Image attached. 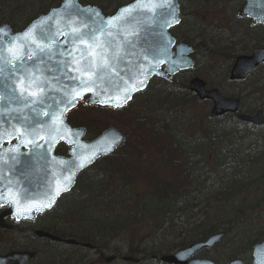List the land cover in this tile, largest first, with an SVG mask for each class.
<instances>
[{
	"label": "trees",
	"instance_id": "trees-1",
	"mask_svg": "<svg viewBox=\"0 0 264 264\" xmlns=\"http://www.w3.org/2000/svg\"><path fill=\"white\" fill-rule=\"evenodd\" d=\"M29 1L19 0L13 7V10L26 9L22 25L60 0ZM120 1L106 0L107 4L100 3L99 7L105 10L110 6L115 10L121 5ZM190 2L186 20L182 19L176 28L177 37L185 43L196 44V53L203 48L211 62L221 61L217 77L227 81L232 61L247 47L246 39H255L256 45H260L264 37L247 33L250 29H246L243 35L233 37L235 34H231L215 43L205 33L203 21L196 14L200 1ZM5 14L0 15V20L17 28L15 21L2 18ZM181 29L186 33L180 32ZM262 68L264 66L241 82L252 83L250 89L257 94L264 92ZM238 96L242 101L244 96ZM137 97L141 103L134 110L131 109L134 104L123 110L130 111L132 121L143 131L146 142L147 139L154 142L151 149H156L158 162L140 161L141 151L137 149L142 144L129 147L130 151L122 145L120 150L125 151L122 157L133 160V176L124 172L123 168L126 171L127 167L124 159L109 160L116 151L99 159L78 177L72 192L61 199V208L51 220V226L44 229L96 246V253L146 257L137 264L149 261L160 264L149 257L170 253L221 230L226 236L217 245L226 243L228 251L224 262L218 263L224 264L236 257L248 261L252 244L264 237V221L259 218L260 210H264V125L254 127L230 115L217 118H209L206 112L194 115L189 110L196 99L188 92L186 82L177 78L171 83L157 79ZM255 110L249 107L244 112ZM68 122L85 126L91 136L102 129L69 117ZM255 130L254 138L246 139ZM160 166L173 172L172 184L161 179ZM178 217H186L185 227L178 228L172 222ZM168 232L169 239L165 238ZM150 239L159 241L148 247L144 243ZM119 241H124L122 247L117 246ZM232 244H238L235 251H230ZM4 246L6 249H0L1 252L13 249L7 244ZM121 249L126 250L125 253ZM33 250L38 255L36 262L54 264L52 253L56 249L51 242L42 246L33 244ZM74 251L76 249L71 247L63 249L66 257ZM76 255V263L88 256L78 254V250ZM93 260L85 262L90 264Z\"/></svg>",
	"mask_w": 264,
	"mask_h": 264
},
{
	"label": "water",
	"instance_id": "water-1",
	"mask_svg": "<svg viewBox=\"0 0 264 264\" xmlns=\"http://www.w3.org/2000/svg\"><path fill=\"white\" fill-rule=\"evenodd\" d=\"M178 1L171 0V3L175 8V17L179 20V10H178ZM136 0L131 1L130 3L119 7L114 13L108 16H104L100 9L94 5H81L78 0H75V3L82 9L91 8L94 11H99L100 18L92 17L87 19V17H82L85 19L86 23L89 25L92 24L93 20H96L97 26L100 24V19L107 21L111 17L116 16L121 9L127 8L130 5L134 4ZM160 2H167V0H160ZM65 0H61L58 6L52 7L45 14L39 15L33 20H31L28 25H26L21 31L13 32L10 26L6 23L0 25V29H3V33H0V51H3L9 46L10 41H14L16 36L23 33L28 26L33 23H39L42 18H45L54 10L62 9ZM239 17H245L252 20V25L264 24V0H245L244 5L238 12ZM145 17L136 16L128 24L121 26L120 35L116 36L114 41V47L120 46L119 51L121 52L122 59L119 61H114L117 64V68L114 71H119L127 79L128 75L136 76L137 69L142 66H147L143 62V54H147L151 59V50L159 47H167V51L162 55L157 57V60H163V63H160L157 68H154L153 72L148 75V78L144 86L138 91H132V96L145 89L148 82L153 77L163 78L167 81H172L174 74L179 71H185L193 66V60L190 58L189 54L192 53V47L188 44L179 43L174 46L175 39L170 35L168 30L171 27H174L178 23H172L173 17L166 16L165 19L169 21V24H165L163 20L159 18L154 22L151 19H147L146 23L144 21ZM53 31H55V24H52ZM125 29L128 32L137 31L139 35L135 37H127ZM56 51L58 53H65V55H58L53 57L51 61L48 60L47 56L43 57V63L40 59L36 60H25L21 66V71L27 70L28 73H35L41 78L48 79L51 83L49 86L48 96L45 99V105H53L51 111L53 115L59 116L60 109H63L65 106L63 104H55L54 101H58L62 98V92L59 90L68 87L69 89L78 88L79 82L73 83L71 80L67 79L66 76L62 75L61 71L57 69L60 67L56 63L57 60L61 62L67 59L71 61V57L66 55L67 51L73 49L75 45L72 43H59L64 41L63 36H59ZM127 39L129 43L127 45L123 44V41ZM163 42V43H161ZM174 46V49H172ZM83 47V45H81ZM30 51V50H29ZM127 53V54H125ZM138 60L140 63H138ZM156 61H154L155 63ZM264 64V45L258 46L250 51L248 54L238 55L233 64L231 65L228 72L229 81H243L245 80L256 68ZM135 65V67H134ZM163 67V69H162ZM50 69V71H49ZM70 75H76V73H69ZM104 75L107 76L105 73ZM55 78V79H54ZM113 83L116 81L117 77L112 75L107 77ZM6 83L8 84V89H5ZM105 85L100 84V87L103 88ZM11 82L5 81L3 76H0V93L4 94L6 97L5 100H0V113H5V115H0V128L8 129L10 125L15 124L17 127V120L12 119V116L21 115L20 113H9L10 109H16L17 107L23 108V104L18 105L16 100L13 99L11 94ZM188 89L191 93L195 94L199 101L209 100L211 102V108L209 111L210 117H218L223 114H237V118L246 123H250L255 126H261L264 124V115L259 109L253 114L241 113L239 112L240 108V99L233 96H223L220 94L217 88H206V83L199 77H193L188 81ZM18 95V92L16 93ZM87 95L85 100L86 104L99 105V106H110L111 104H101L98 101L109 98V95L115 101L116 95H123L122 92L112 91L110 94L97 96L93 92L84 91L82 98H78L75 101V106L77 100L83 99ZM131 99L127 100L122 107H113V108H123ZM74 106V107H75ZM69 107L67 111L63 113L64 124L68 129L71 130V133H61L67 136L66 139H55L49 143L44 141H37L44 145L43 148H33L32 146H25L21 144L15 136L11 139H15L13 144L7 145L6 147L0 148V197L6 195L9 190L12 193L16 194L18 197H22L21 205L29 201L36 202H45L47 203V197L50 194V191L55 188L56 182L62 181L63 176L69 175L71 171H75V176L73 177V182L66 191H61L58 196L55 197V202L60 197V195L69 192L75 185L78 175L87 167L92 165L96 159L106 156L115 150L123 141L124 135L115 127H107L104 129L97 137L92 140H83L85 134V129L83 127H70L66 123L65 114L72 109ZM41 111H49L45 106ZM23 116L33 115L29 109L25 108L23 111ZM41 120L45 121V126L52 123V117L47 118L41 117ZM37 127H40V124H37ZM55 135V133H54ZM117 135L122 137L118 144L112 149L111 152L107 154L98 155L91 163L87 164L83 168H75L74 164H78L79 160L77 155L83 156L88 155L93 149L91 147L80 148V146H92L99 145L100 147L106 146L107 142H110ZM4 141H9L7 137L4 138ZM58 143H64L69 146L67 156H56L54 155V148ZM1 144V143H0ZM78 148V153H73V148ZM10 148H17V152H9ZM24 149V150H23ZM16 156L17 161H13L10 157ZM68 162L66 165L59 164V161ZM25 191L27 195L24 196ZM52 204V206L55 204ZM9 204L8 213H17V205L15 203H9L7 199L0 198V204ZM45 208L41 212L33 211L31 212V218L38 213H42L52 208ZM8 213H4L6 215ZM21 218H25L21 215ZM0 226H3L0 218ZM5 227V226H3ZM35 234L40 237H46L54 242H60V238L51 235L49 232L43 230H35ZM225 236L224 231L214 232L204 239L192 242L189 245L185 246L182 249L174 251L173 253L163 254L156 257L160 262L166 264H216L213 260L198 258L195 257L197 253L204 249H211L214 245L219 243L222 238ZM68 245H77L78 242L74 239H67L64 241ZM84 248L92 249L93 246L89 243L80 244ZM33 251H11L5 255L0 254V264H27L28 260L34 257ZM113 256H109L105 259L106 262L113 260ZM130 259L129 257H123V260ZM134 261H137L134 259ZM227 264H264V239L258 242H255L251 250V261L244 263L241 260H232Z\"/></svg>",
	"mask_w": 264,
	"mask_h": 264
},
{
	"label": "snow or ice",
	"instance_id": "snow-or-ice-1",
	"mask_svg": "<svg viewBox=\"0 0 264 264\" xmlns=\"http://www.w3.org/2000/svg\"><path fill=\"white\" fill-rule=\"evenodd\" d=\"M85 16L87 19H91L93 16L99 19L100 13L91 8H80L75 3V0H65L62 9L54 10L45 18H42L39 23H33L28 26L23 33L16 36L14 41H10L6 49L0 51V76H3L5 81L11 82L13 99L16 100L18 105L23 104V108L17 107L9 110L8 114H21L11 117L17 120L20 126L17 127V125L12 124L8 129L0 128V143L3 142L5 137L10 142L11 138L15 136L25 146L43 148L44 145L37 141L49 143L57 138L66 139L67 136L61 133L70 134L71 130L64 124L63 113L69 107L75 106L76 99L82 98L84 91L93 92L97 96L110 94L112 91L122 92L123 95H116L115 101L110 95L109 98L98 101L101 104L122 107L127 100L131 99L130 93L140 90L144 86L148 75L160 63L164 62L163 60H157V57L165 53L167 47L158 46L156 49L151 50V59L147 54L148 50H146V54H143V62L147 66L138 68L135 77L130 74L125 79V76L119 71H114L117 68V64L114 61H119L123 58L119 51L120 46L114 47V41L116 36L120 35L121 26L128 24L136 16L145 17L146 19L141 21L143 23H146L147 19L155 22L159 18L165 24H169V21L165 19L166 16L173 17L172 23H179V20L175 17V8L171 0H167L166 3L160 2V0H136L134 4L121 9L116 16L111 17L107 21L100 19L99 26H97L96 20H93L91 25L86 23L85 19L82 18ZM53 22L55 31L52 28ZM0 33H3V29H0ZM125 33L127 37L139 35V32H128L127 29H125ZM59 36L65 38L64 41L59 43H72L75 47L66 53L68 57H71L70 62L67 59L62 62L60 60L56 61L60 65L57 70L61 71L62 75L73 83L78 81L80 90H77V88L69 89L68 87L59 90L62 92V98L54 101V103L63 104L65 107L60 109L59 116H55L51 111L53 105H45L51 82L46 78L37 76L34 72L28 73L26 69L21 71V66L26 59L30 61L40 59L41 63H43L44 56H47L48 60L51 61L53 57L65 55V53L56 51L57 38ZM128 43L127 39L123 41L124 45ZM154 61L156 62L154 63ZM138 63H140L139 60ZM69 73H76V75L73 76ZM105 73L107 76L104 75ZM112 75L117 77L114 83L107 79V77ZM101 83L110 86L101 88ZM5 89H8L7 83ZM17 92L18 95H16ZM5 99L4 94L0 93V100ZM45 106L49 111H41ZM25 108L29 109L33 115L23 116ZM0 115H5V113H0ZM42 116L45 118L51 116L52 123L45 126V121L40 119ZM37 124H40V127H37ZM121 139L122 137L117 135L110 142H107L104 147L99 145L80 146V148L91 147L93 150L88 155H77L79 163L74 164L73 167L83 168L98 155L111 152ZM8 151L17 152L18 149L10 148ZM73 153H78L77 147L73 148ZM10 158L13 161H17L16 156ZM67 163L62 160L59 161L61 165H66ZM74 176L75 171H71L69 175L63 176L62 181L58 180L55 188L50 191L47 197V203L29 201L21 205L22 197H18L11 190L0 198L7 199L9 203L17 205L18 218L21 215L25 218H31L32 211L41 212L45 208H50L55 202V197L61 191L68 189V186L73 182ZM26 195L27 192L25 191L24 196Z\"/></svg>",
	"mask_w": 264,
	"mask_h": 264
},
{
	"label": "rangeland",
	"instance_id": "rangeland-1",
	"mask_svg": "<svg viewBox=\"0 0 264 264\" xmlns=\"http://www.w3.org/2000/svg\"><path fill=\"white\" fill-rule=\"evenodd\" d=\"M19 0H0V15L5 14V17L7 19H12L16 23H18V27L14 29L21 28L23 20L26 19V9L19 7L17 10L16 8L13 10V7L17 4ZM81 3H92L96 4L97 6H100V3L105 4L106 0H79ZM37 2V1H35ZM108 2V1H107ZM106 2V4H107ZM128 0H121L120 4L127 3ZM31 3V0L29 1ZM239 0H232L231 2H227L224 4H218L211 2V4L204 5L196 14L201 17L202 19V27L205 30V33L209 34L215 43H218V40H222L224 38H227V36L231 34H235L233 37H237L239 35H243L245 33L244 30L249 29V25L245 22V20L238 19L235 14H233L232 11L237 10V6L239 5ZM2 6H5L4 8ZM2 8V9H1ZM102 10V9H101ZM113 9L112 7H107V9L102 10L104 13H109ZM5 22L1 21L0 23ZM250 34H259L264 37V31L262 29L256 30H250L246 31ZM248 37V36H247ZM264 41V40H263ZM193 42H196L195 40ZM247 43L246 49H244L243 52L248 53L253 47L256 46V40L251 39L248 37L245 41ZM249 48V49H248ZM242 52V53H243ZM206 52L203 48H201L200 51L197 52V54L194 56L195 64L194 68L185 72H180L175 77L179 79L180 81L186 82L189 80V78L193 76H198L206 81L207 85H210L212 87H216L219 89L221 94L223 95H235L238 94L243 95V109L254 107V108H260L264 109V92L258 93L253 92L252 89H250L252 83L246 82V83H229L227 81H221L217 75L219 74L218 68L222 64L221 61H210V58L206 56ZM261 75V81L264 77V68L260 71ZM249 84V85H247ZM190 93V91H188ZM142 95V93L140 94ZM138 95V96H140ZM196 99V98H195ZM141 103V99L139 97H135L134 100L131 102L132 110L135 109V106L137 107L138 104ZM210 109V102L203 101L199 102L196 100V103H192V107L189 110V112L193 113L194 115L203 114L206 112L208 114ZM70 120H76L78 122H84L90 126H101L102 129L107 126H114L118 128L124 135H125V143L123 146L126 145V150L130 151L128 148L132 146H137L138 144H142V146L138 147L137 150L141 151L140 161H151V164H155L157 161V157L155 155L156 149L152 151L151 148L154 147V142L152 140H148L146 142V139L142 137L143 131L132 121V115L130 114V111L128 110H113L111 108H100L96 106L92 107H86L82 106L75 110H73L69 114ZM256 134V130L252 132L246 139H249V137L252 139L254 138V135ZM91 135H89L90 137ZM149 138V136H146ZM125 151L120 150V148L116 151L114 154L115 156L110 158V161H116L118 159H124L123 162L127 163L126 171L123 168L124 172L128 174V176H133V160L127 159L125 160L124 156ZM161 164V163H160ZM160 176L161 179L164 182H169L172 184V179L174 177L173 172L170 171L168 168L160 166ZM159 178V175H158ZM140 183V182H139ZM207 185L209 183H206ZM62 203L59 202L57 207L54 209L53 212L48 213L44 217V221L40 222V226H51L50 222L52 219H55L57 215V211L61 208ZM259 218L264 221V210H260ZM185 218L178 217L174 218L172 222L175 224L176 227H185ZM39 226V228H40ZM11 232H1L0 233V247L6 248L3 244H7L9 246H20L21 242L18 240H9L12 237H14V234H10ZM29 233V232H27ZM6 237L8 240H6ZM168 237V238H167ZM167 239L170 238V233L168 232L166 237ZM159 240H145L144 244H147L148 247H151V245L156 244ZM124 241H119L117 243V246L122 247ZM226 244V243H225ZM217 245L215 248L206 250L198 254L199 257L203 258H209L212 260H215V262H224L223 258L225 257V253L228 251V245ZM238 244H232L230 246V251H235V248H237ZM124 248V247H123ZM123 253H125L126 250L121 249ZM91 254V251L89 250H78V254ZM104 256L109 257L112 255L109 252L102 253ZM112 264H125L122 261L118 260L113 262ZM141 264H156L155 262H146ZM222 264V263H219Z\"/></svg>",
	"mask_w": 264,
	"mask_h": 264
},
{
	"label": "flooded vegetation",
	"instance_id": "flooded-vegetation-1",
	"mask_svg": "<svg viewBox=\"0 0 264 264\" xmlns=\"http://www.w3.org/2000/svg\"><path fill=\"white\" fill-rule=\"evenodd\" d=\"M128 1H131V0H128ZM190 1L191 0H180L179 1V14H180L181 21H182V19L186 20V17L188 15V10H189L188 8L191 5V2ZM193 1L196 4L200 1V3L197 4V5L200 6V8L198 9V11L199 10L202 11L201 8L204 5H206V4H211V2L218 3V4H224V3H227V2H231L232 0H205L204 2H202L203 0H193ZM244 2H245V0H239V3L240 4L237 6L238 7L237 10L236 11H232L233 14H235L237 16L238 19H242L241 17H238V12H239L240 8L242 7V5L244 4ZM242 20H245V22L249 25L248 28L250 30L253 29V30H256L257 31V29H262L264 31V24L252 25L251 24V20L246 19V18H243ZM181 21L178 24V26H180ZM177 27H174V28L170 29V33L175 37L176 43H178V42L181 41L180 39H178L177 34L175 32ZM180 32L186 33V31L184 29H181ZM262 43H264V41H262ZM195 45L196 44H192V46H193V52L191 54V57L194 60V64H195L194 56L197 54L196 51H195L196 50ZM190 94H192V93H190ZM13 142H14V140H12L10 142L2 143L0 145V147H4V146H6V145H8L10 143H13ZM59 150H61V151H59ZM55 153L56 154H60V155H66L67 154V147L65 145H63V144H59L55 148ZM7 208H8V205L0 206V218L4 222V224L6 226H8L7 229H0V233L1 232H5V231L6 232H9L10 231L12 234H14V237H12L9 240H24L23 243L20 246L14 247L15 249L33 250V244H35L37 246H42V245H44L45 243L48 242L47 240H49V239H47V238H41V237H38V236H36L34 234V230L35 229H41L42 226H40L39 224H40L41 221H44V217L48 213L39 214V215H37L32 220H28V219H25V220H22V219L16 220L15 217L10 216L9 214L3 215L4 212H6ZM39 226H40V228H39ZM27 232H29V233H27ZM61 239L62 240H65L66 238L65 237H62ZM6 240H8L7 237H6ZM54 245H55V249H56V251L52 253V256L54 257L53 259H55L54 264H62V263L63 264H68L69 262H70V264H75L76 263L74 261V258L76 256H78V255H76V251H74V253H70L72 255H70V256L68 255L66 257V255H65L66 253H63V249L65 247L68 248L67 245L63 241H61L59 243H55L54 242ZM79 248L80 247L77 246V247H74L73 249H78L79 250ZM92 252H95V253L88 254V256H86L85 259L83 260V262H78L76 264H87L85 261H88L90 258H93L94 259L93 262L90 263V264H112L114 261H116V260L119 259L115 255L117 257V259H115L112 262L107 263L105 261V256L102 253H96V250L95 251H92ZM70 257H72V259ZM36 260H37V257H35L34 259L32 258V259H30L28 261V264H43V261L41 262V260H39V261L36 262ZM132 263H136V262H133L132 261Z\"/></svg>",
	"mask_w": 264,
	"mask_h": 264
},
{
	"label": "bare ground",
	"instance_id": "bare-ground-1",
	"mask_svg": "<svg viewBox=\"0 0 264 264\" xmlns=\"http://www.w3.org/2000/svg\"><path fill=\"white\" fill-rule=\"evenodd\" d=\"M232 260H240V259L238 257L232 258V259L229 260V262L232 261Z\"/></svg>",
	"mask_w": 264,
	"mask_h": 264
}]
</instances>
